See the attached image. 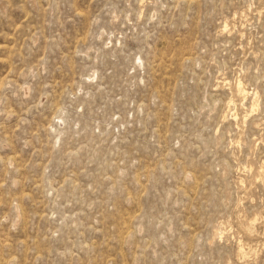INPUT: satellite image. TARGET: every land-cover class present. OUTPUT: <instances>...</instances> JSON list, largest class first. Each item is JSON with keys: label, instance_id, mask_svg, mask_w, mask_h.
<instances>
[{"label": "rangeland", "instance_id": "374dc122", "mask_svg": "<svg viewBox=\"0 0 264 264\" xmlns=\"http://www.w3.org/2000/svg\"><path fill=\"white\" fill-rule=\"evenodd\" d=\"M0 264H264V0H0Z\"/></svg>", "mask_w": 264, "mask_h": 264}]
</instances>
